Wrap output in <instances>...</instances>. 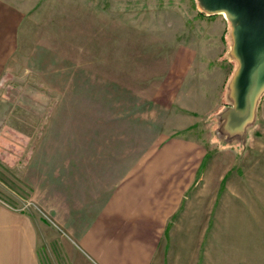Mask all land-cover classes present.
Returning a JSON list of instances; mask_svg holds the SVG:
<instances>
[{
  "label": "rangeland",
  "instance_id": "obj_1",
  "mask_svg": "<svg viewBox=\"0 0 264 264\" xmlns=\"http://www.w3.org/2000/svg\"><path fill=\"white\" fill-rule=\"evenodd\" d=\"M29 1L0 81V206L50 232L39 264H69L63 173H163L164 210L178 209V234L193 228L195 264H231L225 247L252 237L264 264V92L228 135L237 63L225 15L197 0Z\"/></svg>",
  "mask_w": 264,
  "mask_h": 264
},
{
  "label": "crops",
  "instance_id": "obj_2",
  "mask_svg": "<svg viewBox=\"0 0 264 264\" xmlns=\"http://www.w3.org/2000/svg\"><path fill=\"white\" fill-rule=\"evenodd\" d=\"M29 2L0 0V81L19 49L20 23L30 11ZM162 174L132 173L116 183L115 173H63L58 239L69 264H195V235L193 228H185L188 212H182L185 229L178 234V209L167 212L163 207ZM79 175L90 180L78 186L74 178ZM164 226H170L166 235ZM51 240L47 229L38 235L32 220L0 206V264H39V244L50 247ZM249 240L252 245L225 247L235 253L229 263L258 264L256 239L240 241ZM244 247L250 248V257L239 255Z\"/></svg>",
  "mask_w": 264,
  "mask_h": 264
},
{
  "label": "water",
  "instance_id": "obj_3",
  "mask_svg": "<svg viewBox=\"0 0 264 264\" xmlns=\"http://www.w3.org/2000/svg\"><path fill=\"white\" fill-rule=\"evenodd\" d=\"M209 15L223 13L231 24L230 55L237 63L229 88L231 106L222 129L241 133L252 121L264 92V0H197Z\"/></svg>",
  "mask_w": 264,
  "mask_h": 264
},
{
  "label": "bare ground",
  "instance_id": "obj_4",
  "mask_svg": "<svg viewBox=\"0 0 264 264\" xmlns=\"http://www.w3.org/2000/svg\"><path fill=\"white\" fill-rule=\"evenodd\" d=\"M223 14V13H222Z\"/></svg>",
  "mask_w": 264,
  "mask_h": 264
}]
</instances>
